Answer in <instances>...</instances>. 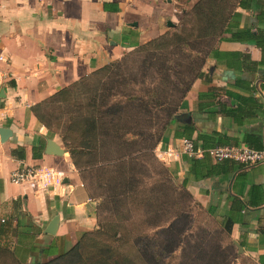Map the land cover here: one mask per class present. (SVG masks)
<instances>
[{
    "label": "crops",
    "instance_id": "0c3cea01",
    "mask_svg": "<svg viewBox=\"0 0 264 264\" xmlns=\"http://www.w3.org/2000/svg\"><path fill=\"white\" fill-rule=\"evenodd\" d=\"M242 1L245 7L236 0L224 26L237 23L261 34L262 47L245 38L216 42L203 68L208 81L192 80L183 98L184 117L177 119L189 117L195 128L192 138L209 134L223 144L248 146L247 138L264 146V0ZM135 5L128 7L125 0H0V128L8 130L0 136V223L10 228L18 223V233L26 238L16 243L12 232L1 237H9V249L26 262L68 252L96 223L70 160L64 153L44 152L46 129L30 107L118 58L126 45L144 42L146 20H157L158 11L167 7L156 0ZM210 89L207 109L214 112L196 110L197 95ZM16 148L23 150V158L11 154ZM160 149H169L164 163L174 166L179 182L187 164L172 131ZM22 166L55 173L35 182H10V172ZM184 190L218 227L222 241L215 243L230 258L223 264H264V162L221 161ZM54 215V233L47 234L43 230ZM32 245L35 249L28 250ZM42 249L49 254L41 257Z\"/></svg>",
    "mask_w": 264,
    "mask_h": 264
},
{
    "label": "rangeland",
    "instance_id": "374dc122",
    "mask_svg": "<svg viewBox=\"0 0 264 264\" xmlns=\"http://www.w3.org/2000/svg\"><path fill=\"white\" fill-rule=\"evenodd\" d=\"M136 1L150 0H125V3L134 7ZM156 1L167 8L158 11L157 20L154 17L146 20L143 26L146 40L137 44L157 37L163 39V56L158 66L153 58L157 49L128 47L111 60L122 59L97 83L94 79L98 77L89 74L91 77L77 89L75 96L52 103L40 113L56 133L48 138L56 141L66 158L69 159V154L58 134L70 135L72 146L85 139L89 141L88 145L81 144L82 149L75 155L77 166L73 167L90 203L95 229L102 224H114L112 231L116 236L109 231L103 239H117L114 245L131 251L139 264H223L230 258L215 243L222 241L218 227L190 194L178 186L174 166L161 160L157 148L162 145V127L168 117L184 112L183 91L197 69L205 67L208 47L215 42L221 22L236 0H167V5L164 0ZM137 18L141 24L145 22L141 16ZM166 20L173 26H166ZM206 20L214 30L198 44L195 31ZM173 33H178L179 38L172 37ZM178 41L185 43L177 44ZM91 85L95 86L93 93ZM152 88L158 90L161 105L155 106L147 117H140L137 108L119 105L123 95L131 91L142 94ZM93 109L99 111L95 114L98 123L94 136L87 139ZM76 113L81 118V128H67L71 118L76 119ZM79 132L81 138L77 137ZM5 239L0 237V245L9 249L11 239ZM9 261V255L0 250V262ZM51 261L42 264L92 262L82 261L78 251Z\"/></svg>",
    "mask_w": 264,
    "mask_h": 264
},
{
    "label": "trees",
    "instance_id": "16d2710c",
    "mask_svg": "<svg viewBox=\"0 0 264 264\" xmlns=\"http://www.w3.org/2000/svg\"><path fill=\"white\" fill-rule=\"evenodd\" d=\"M246 1H250V0H246ZM244 3L245 2L243 1L241 2V0H237V5L239 7H245ZM103 7L105 9L106 7L105 3H103ZM229 12H231V10ZM231 15H233V18L235 17L237 18L239 16V13L234 11L232 12ZM225 18H223L221 22L220 29L218 31L219 33L216 36L215 42L210 47H208L206 56H208V54L214 49L215 43L220 40H232V39L241 40L242 38H245L247 40H253L256 44L262 47L261 40H260L261 34L250 32L247 29H240L237 23H227L224 26ZM212 30H214L212 23L206 20L205 23L202 25V27L198 28L197 31H195V34L197 36V41H199L198 44L200 43V40L205 39V37H207L208 34L210 35V32ZM223 34H229V36L225 37ZM132 35H135V33ZM172 37L179 38V35L178 33H173ZM178 42L179 43L177 44L185 43V41H182V42L178 41ZM126 46L138 47L139 50H144L147 47H153L154 49H157L156 50L157 53L153 57L155 58V61H156L155 66H158L163 56L161 54L162 53L161 47L163 46V39L159 37L150 39L143 44L134 43V44L126 45ZM121 60L122 59L118 61H113V62L111 61L112 63L100 66L96 68L95 70H93L92 72H90L89 73L90 75H93L94 77H98L94 79V83H97L98 79L103 74L109 72L111 67L119 64ZM201 64H203V61ZM89 74L82 78L75 80L69 85H66L56 90L55 92L50 94L48 97H46L42 101L37 102L30 107V110L32 111L36 120L45 127L47 137H52L56 133L51 131L50 122L46 120V117L43 113H40V110H46V108L52 103H56V102L61 103L62 101L65 102L67 101L66 100L67 97L75 96L77 94V89H80V87L82 88L86 83L85 81H87L89 77H91ZM196 78H201L202 81L204 82L208 81L207 73H204L201 67L197 69L195 75H193V80ZM190 84L184 89L182 100ZM94 87L95 86L91 85L90 92L92 93L94 92ZM147 93L149 94L147 95ZM157 94H158V90L156 88L146 90L142 94H138L136 92L134 93V91H131L129 94L123 95L124 99L120 102L119 105H123L124 107L137 108L138 113H140V117L141 116L147 117L148 115H150V113L152 112V109L155 106L161 105V103H159L160 101L158 99ZM211 96H212L211 89H210V92L208 90L207 92L199 93L197 95L196 110H204L207 113H213L214 111L207 109V106H208L207 99L208 97H211ZM98 112H99L98 109L96 110L93 109L90 113V120H88V124H87V131H88L87 139H91L94 136L96 126L98 123V120L95 114H97ZM75 117L76 119L71 118L70 122L68 123L70 126L67 125V128H74V126H76L75 128L77 130L81 128V125H80L81 118L79 114L76 113ZM177 118L178 117L176 116H169L167 121L164 123L162 127V134H163L161 137L162 141H163V138L167 136L170 131H172V138H176V139L189 138L192 140L194 146L199 145L201 147L206 148V147H211L214 145H230V144H223L220 140H215L214 135L211 136L209 134L198 133L194 138H192V133L195 128L192 122L189 120V117H187L184 120L177 119ZM55 119H58V117H55ZM142 119L144 118L142 117ZM58 136L61 139L62 143L66 146L65 151H67L69 154L70 162L72 163L74 167H76L77 162L75 160V155L76 153L79 152L80 149H82L81 144L88 145L89 141L85 139V141H83L84 143L82 141H79L77 142L76 146H72L71 141H70L71 140L70 135H65V133H61V134H58ZM82 136L83 135L80 132L77 134V137L81 138ZM245 141L247 142L248 146L255 148V149H261L264 147L262 144H251L247 138L245 139ZM10 152L15 158H23L24 156L22 149H18V150L17 148L12 149L10 150ZM182 161L187 164V169L184 171V175L182 179L178 182L176 178V181H177L178 186L183 189L191 179L200 180L208 176L209 174H211V172L214 171L215 166H217V164H220L221 162L220 161V162L213 163L212 160L207 155H202L199 158H187L186 156H182ZM8 226L10 225L8 224ZM8 226L5 223H0V237L5 236L6 233L12 232V234L16 238V243H20L22 238H26L25 237L26 234L18 233L17 231L18 223H16V225H14V227L12 228ZM107 226H109L108 230L106 229ZM96 227L97 226L95 224V227L92 230L83 232L78 238L77 242L75 243L72 249H70L66 253L60 254L56 256L55 258L51 259L52 260L51 263L57 261L58 259H61L64 255H68L70 253L74 254L76 251H78L79 255H81L82 261L89 262L90 260H92V262L89 264H139L137 263L138 261L136 260V257H133V253L131 251H127L125 249L120 250V248L114 245V243L117 242V239L113 241H107L103 239V237L109 234L108 232L112 231V229L114 228L113 223H110V225L102 224L100 228L95 229ZM228 228L229 226H226V229ZM112 234L113 235L115 234L114 231H112ZM114 236H116V234ZM34 249L35 247L33 245L28 246V250H34ZM0 250L7 253L10 257L9 263L0 262V264H42V262L40 261L26 262L24 260L25 259L24 256L22 257L17 256L14 248L11 250V249H8L7 247H3L0 245ZM39 253L41 257L47 256L49 254V252L45 249L40 250Z\"/></svg>",
    "mask_w": 264,
    "mask_h": 264
},
{
    "label": "built area",
    "instance_id": "2783aa9c",
    "mask_svg": "<svg viewBox=\"0 0 264 264\" xmlns=\"http://www.w3.org/2000/svg\"><path fill=\"white\" fill-rule=\"evenodd\" d=\"M157 151L161 160L165 162L166 155L170 152L169 149L163 151L158 147ZM179 151L187 158H199L202 155H207L213 162L232 160L246 165L264 162V147L255 149L246 145H214L204 148L199 145L194 146L189 138H180ZM54 173L52 170L40 169L34 166H22L10 172L9 181L12 183L35 182L42 177L49 178Z\"/></svg>",
    "mask_w": 264,
    "mask_h": 264
},
{
    "label": "water",
    "instance_id": "95a60500",
    "mask_svg": "<svg viewBox=\"0 0 264 264\" xmlns=\"http://www.w3.org/2000/svg\"><path fill=\"white\" fill-rule=\"evenodd\" d=\"M130 26H136V22L129 23ZM166 26H173L172 22L170 20L165 21ZM109 36H111V33H108ZM114 44V42H113ZM176 117H184V115H177ZM8 133V130L6 128H0V136L4 137ZM44 152L47 154H54V155H60L63 153L62 149L58 146L57 143H55L52 139L48 138L45 142L44 146ZM57 216L54 215L51 217L47 227L43 230L47 234H53L56 226Z\"/></svg>",
    "mask_w": 264,
    "mask_h": 264
}]
</instances>
